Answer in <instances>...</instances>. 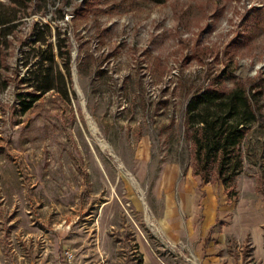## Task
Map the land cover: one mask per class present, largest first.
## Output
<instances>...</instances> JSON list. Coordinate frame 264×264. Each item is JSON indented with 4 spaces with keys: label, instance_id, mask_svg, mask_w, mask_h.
I'll return each instance as SVG.
<instances>
[{
    "label": "rangeland",
    "instance_id": "obj_1",
    "mask_svg": "<svg viewBox=\"0 0 264 264\" xmlns=\"http://www.w3.org/2000/svg\"><path fill=\"white\" fill-rule=\"evenodd\" d=\"M75 3L31 14L65 29L68 99L49 90L12 115L16 87L0 93V264H67L64 248L75 264H138L139 232L178 264L150 222L164 162L210 178L237 170L232 184L250 178L264 211V124L230 157L206 146L197 158L181 124L187 97L216 80L243 82L264 109V0H97L94 15L71 17Z\"/></svg>",
    "mask_w": 264,
    "mask_h": 264
},
{
    "label": "trees",
    "instance_id": "obj_2",
    "mask_svg": "<svg viewBox=\"0 0 264 264\" xmlns=\"http://www.w3.org/2000/svg\"><path fill=\"white\" fill-rule=\"evenodd\" d=\"M59 1L64 3L67 0ZM68 1L76 2L70 12L71 17L95 14L91 5H95L97 0ZM149 1L160 3L163 0ZM51 2L53 0H0V93L11 83L16 87L11 104L12 115L23 113L49 90L57 92L64 100L68 99L70 54L65 29L61 30L57 24L51 26L49 20L31 19L33 13L45 15ZM55 11L59 12V6L54 7L51 13ZM101 11L106 12L104 8ZM28 17V30L21 34L20 28ZM60 17L61 13L57 18ZM15 53L18 55L17 66L9 60ZM77 70L82 71L79 64ZM1 113L3 110L0 108V132L4 124ZM258 119L264 124V109L257 103L254 90L248 89L241 81L226 86L216 80L187 97L181 121L182 133L196 147L194 158L206 146L214 150L221 148L225 156L230 157L233 147ZM258 158L264 163V141ZM191 172L199 174L202 181L218 178H210L197 168ZM236 173L237 170L219 177L229 199L237 195L232 187Z\"/></svg>",
    "mask_w": 264,
    "mask_h": 264
},
{
    "label": "crops",
    "instance_id": "obj_3",
    "mask_svg": "<svg viewBox=\"0 0 264 264\" xmlns=\"http://www.w3.org/2000/svg\"><path fill=\"white\" fill-rule=\"evenodd\" d=\"M233 182L237 195L229 199L219 178L202 181L174 161L159 166L153 182L159 209L150 222L159 247L178 264H264L263 207L250 178ZM135 251L138 264H167L141 232Z\"/></svg>",
    "mask_w": 264,
    "mask_h": 264
},
{
    "label": "built area",
    "instance_id": "obj_4",
    "mask_svg": "<svg viewBox=\"0 0 264 264\" xmlns=\"http://www.w3.org/2000/svg\"><path fill=\"white\" fill-rule=\"evenodd\" d=\"M62 256L64 257V259L67 262V264H69L71 262L72 258H73L72 252L69 249H67V248H64L62 250Z\"/></svg>",
    "mask_w": 264,
    "mask_h": 264
},
{
    "label": "bare ground",
    "instance_id": "obj_5",
    "mask_svg": "<svg viewBox=\"0 0 264 264\" xmlns=\"http://www.w3.org/2000/svg\"><path fill=\"white\" fill-rule=\"evenodd\" d=\"M93 129H94V127H93Z\"/></svg>",
    "mask_w": 264,
    "mask_h": 264
}]
</instances>
